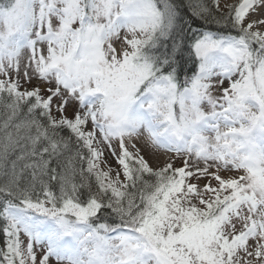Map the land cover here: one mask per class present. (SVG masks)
I'll return each instance as SVG.
<instances>
[{
	"label": "snow or ice",
	"instance_id": "1",
	"mask_svg": "<svg viewBox=\"0 0 264 264\" xmlns=\"http://www.w3.org/2000/svg\"><path fill=\"white\" fill-rule=\"evenodd\" d=\"M184 7L0 0V264H264V0Z\"/></svg>",
	"mask_w": 264,
	"mask_h": 264
},
{
	"label": "rangeland",
	"instance_id": "2",
	"mask_svg": "<svg viewBox=\"0 0 264 264\" xmlns=\"http://www.w3.org/2000/svg\"><path fill=\"white\" fill-rule=\"evenodd\" d=\"M223 2H224V0H221L222 5H223ZM229 2H232V0H229ZM263 12H264V9H261L260 14H264ZM144 154H145L146 158L149 159V161H150V163L152 164L153 167H157L158 164H163V162L168 158V155L164 154V156H162V157L160 156L159 157V161H157L148 152H145ZM110 162L113 164V166H115V162L114 161H110ZM180 165H181V161L177 160L176 161V166H180Z\"/></svg>",
	"mask_w": 264,
	"mask_h": 264
},
{
	"label": "trees",
	"instance_id": "3",
	"mask_svg": "<svg viewBox=\"0 0 264 264\" xmlns=\"http://www.w3.org/2000/svg\"><path fill=\"white\" fill-rule=\"evenodd\" d=\"M184 4H185V7L182 9V11L187 15L188 14V9L186 7V4H187V0H183Z\"/></svg>",
	"mask_w": 264,
	"mask_h": 264
},
{
	"label": "bare ground",
	"instance_id": "4",
	"mask_svg": "<svg viewBox=\"0 0 264 264\" xmlns=\"http://www.w3.org/2000/svg\"><path fill=\"white\" fill-rule=\"evenodd\" d=\"M261 11V10H260ZM262 13V12H261ZM264 13V12H263ZM160 156L162 157V156H164V154H160ZM167 157V156H166ZM154 158V157H153Z\"/></svg>",
	"mask_w": 264,
	"mask_h": 264
}]
</instances>
